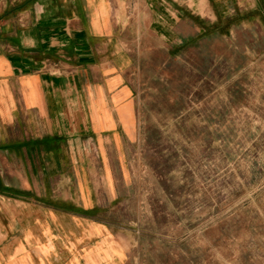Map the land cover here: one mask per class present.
I'll use <instances>...</instances> for the list:
<instances>
[{
  "label": "rangeland",
  "instance_id": "1",
  "mask_svg": "<svg viewBox=\"0 0 264 264\" xmlns=\"http://www.w3.org/2000/svg\"><path fill=\"white\" fill-rule=\"evenodd\" d=\"M170 2L193 22H123L133 115L81 178L125 264H264V0H226L215 22L204 0Z\"/></svg>",
  "mask_w": 264,
  "mask_h": 264
},
{
  "label": "crops",
  "instance_id": "2",
  "mask_svg": "<svg viewBox=\"0 0 264 264\" xmlns=\"http://www.w3.org/2000/svg\"><path fill=\"white\" fill-rule=\"evenodd\" d=\"M225 1L199 16L215 22ZM170 4L0 0V264H125L81 178L105 164L80 156L122 146L133 115L123 22L133 10L193 22V3Z\"/></svg>",
  "mask_w": 264,
  "mask_h": 264
}]
</instances>
